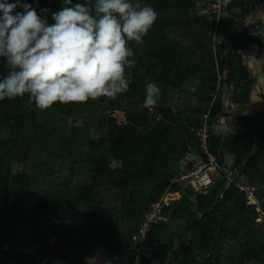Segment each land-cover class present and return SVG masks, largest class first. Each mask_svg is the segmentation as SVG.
Here are the masks:
<instances>
[{
	"label": "trees",
	"instance_id": "trees-1",
	"mask_svg": "<svg viewBox=\"0 0 264 264\" xmlns=\"http://www.w3.org/2000/svg\"><path fill=\"white\" fill-rule=\"evenodd\" d=\"M26 2L42 16L49 9V24L62 6ZM139 2L157 18L142 43L129 42L135 66L126 68L125 91L45 110L27 94L0 101V264H90L105 255L135 264L132 235L167 190L182 198L153 228L152 257L141 264H264V223L238 187L246 175L264 210V85L243 55L264 58V34H253L264 33V0ZM6 74L0 57V77ZM150 82L161 89V118L142 107ZM216 94L209 141L220 164L216 184L191 202L193 191L175 183V168L189 153L203 155L195 129ZM117 112L128 124L112 129L108 114ZM224 119L239 132L224 135Z\"/></svg>",
	"mask_w": 264,
	"mask_h": 264
},
{
	"label": "clouds",
	"instance_id": "clouds-1",
	"mask_svg": "<svg viewBox=\"0 0 264 264\" xmlns=\"http://www.w3.org/2000/svg\"><path fill=\"white\" fill-rule=\"evenodd\" d=\"M49 11L42 8V16L26 0H0V57L7 68L0 101L27 94L30 104L45 110L125 91L126 68L135 66L129 42H143L157 18L154 9L139 0H62L51 24ZM160 94L148 83L142 107L154 110Z\"/></svg>",
	"mask_w": 264,
	"mask_h": 264
},
{
	"label": "built area",
	"instance_id": "built-area-1",
	"mask_svg": "<svg viewBox=\"0 0 264 264\" xmlns=\"http://www.w3.org/2000/svg\"><path fill=\"white\" fill-rule=\"evenodd\" d=\"M217 97L216 94L208 107L207 113L200 117V127L195 129L203 155L189 153L178 162L179 164L175 168V183L180 184L182 189L188 187L192 189L193 194L190 197L192 202H196L198 195H209L216 184V170L220 164L218 156L209 146V141L211 138L210 112ZM151 112L159 118L163 116V111L156 106ZM238 187L245 195L247 204L257 208L259 213L257 221L264 223V210L257 197V188L249 182L244 174L239 175ZM181 198V192L167 190L158 200L152 203L150 210L142 217L137 230L132 235L136 255L135 264H141L143 260L152 257V250L147 245L151 232L163 220L165 211L172 207L173 202Z\"/></svg>",
	"mask_w": 264,
	"mask_h": 264
},
{
	"label": "rangeland",
	"instance_id": "rangeland-1",
	"mask_svg": "<svg viewBox=\"0 0 264 264\" xmlns=\"http://www.w3.org/2000/svg\"><path fill=\"white\" fill-rule=\"evenodd\" d=\"M254 51H256V48L254 49ZM261 61L255 59L254 57H250L249 58V66L250 68H252L254 70V72L257 74V76H259V79H260V82L264 85V74L263 73H260L261 72V69H262V66H261ZM260 71V72H259ZM256 97V95H255ZM255 108H262L261 105H258V104H255L254 106ZM112 115H117L118 117H121L122 116H125L126 117V123L125 122H119L118 123V119L116 120L115 119V123L112 122L111 120V116ZM108 122H109V127L112 128V129H117V128H122V127H125L127 126L128 124V121H127V116L126 114L124 113H121V112H117L116 114H111L109 113L108 114ZM233 120L229 119L227 122L224 123V125H222L219 130L221 132L224 133V135H230L234 132L238 133L239 132V129L237 127V125L235 126ZM217 173V172H216ZM192 202V201H191ZM174 203V202H173ZM187 205H189V210H192V209H196L195 205L194 204H191V203H188ZM115 263V256L114 255H109L108 257L105 255V257L103 259H90V264H114Z\"/></svg>",
	"mask_w": 264,
	"mask_h": 264
},
{
	"label": "water",
	"instance_id": "water-1",
	"mask_svg": "<svg viewBox=\"0 0 264 264\" xmlns=\"http://www.w3.org/2000/svg\"><path fill=\"white\" fill-rule=\"evenodd\" d=\"M230 45H231V43H229V44L227 45L226 52H228V49H229ZM243 55H244V58H245L244 64H245V66H248V63H249V56H248V54H246V53H243ZM261 65L264 66V58H263L262 61H261ZM253 76L255 77L254 74H253ZM256 83H257V85H258V89H259L260 94H261V97H262V86L260 85V82H259L257 79H256ZM234 93H235V86H232V91H231V93H230V95H229V100H228V103H229L230 106H232V101H233ZM256 150H257V139L255 138V143H254L253 152H252V154H251V157L255 154ZM247 162H248V160H246L245 162H243V163L240 165V167L237 168V169L232 173V175L229 177L228 182H227L226 185H225V188L228 186V184L230 183V181L232 180V178L236 175V173L239 171V169L242 168L243 165H245ZM172 254H173V251H171V253H170V256H169L168 261H167L168 263L170 262V260H171V258H172Z\"/></svg>",
	"mask_w": 264,
	"mask_h": 264
},
{
	"label": "crops",
	"instance_id": "crops-1",
	"mask_svg": "<svg viewBox=\"0 0 264 264\" xmlns=\"http://www.w3.org/2000/svg\"><path fill=\"white\" fill-rule=\"evenodd\" d=\"M255 95L257 96V93L254 94V97H255ZM228 120H229V119H224L223 122L225 123V122H227Z\"/></svg>",
	"mask_w": 264,
	"mask_h": 264
}]
</instances>
